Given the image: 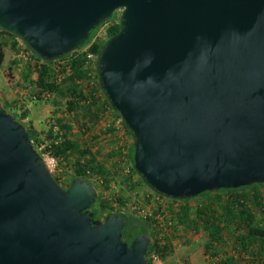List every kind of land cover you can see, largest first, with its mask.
<instances>
[{
	"label": "water",
	"instance_id": "1",
	"mask_svg": "<svg viewBox=\"0 0 264 264\" xmlns=\"http://www.w3.org/2000/svg\"><path fill=\"white\" fill-rule=\"evenodd\" d=\"M115 9L95 71L143 182L173 198L264 182V0H0V30L50 60ZM95 194L60 187L0 106V264H147L148 235L92 218Z\"/></svg>",
	"mask_w": 264,
	"mask_h": 264
},
{
	"label": "trees",
	"instance_id": "2",
	"mask_svg": "<svg viewBox=\"0 0 264 264\" xmlns=\"http://www.w3.org/2000/svg\"><path fill=\"white\" fill-rule=\"evenodd\" d=\"M105 20L107 19L102 20L99 24ZM118 29V20L114 19L104 26L103 36L101 38L91 39L89 31L88 37L82 44L58 56L57 58L50 60H45L40 58L38 55L33 54L32 51L24 44V47L30 51V57L33 60L31 65L27 64V70H32L35 72V78L28 80L32 85V97L40 99L43 98L45 94L51 93L52 91L54 92V90L60 86L64 88L66 91L65 109L71 112L76 111L80 107L82 109L80 113H76V116L80 118L78 120L76 119L75 124L80 133L86 132L90 129V127L87 125L88 121H90L89 123H95L101 118L103 106L96 102V97L94 94L96 91L95 88H97L102 93L103 100L105 101L107 107L119 117L118 112L109 105L106 95L99 87L97 74L95 71V63L92 69V74L96 79V87H93L90 84L89 76L86 73L87 66L84 64L85 51H90L92 53L93 62H95L96 55L101 44L109 36L116 33ZM0 32L14 37V35L9 32L3 30H0ZM84 44H87L85 50L79 52L77 49ZM1 59L2 51L0 50V61ZM63 59H65L63 62H59ZM51 62L54 63V67L49 69L46 64ZM11 115L13 114L11 113ZM13 117L15 120L19 121L15 115H13ZM54 123L57 129L55 131L48 129L44 134L45 139L35 136V133L32 132L30 127L24 126L32 149L37 154H40L41 151H46L56 157H64L65 154L74 152L76 156L73 159V173L70 174V178L67 180L63 188L67 187L68 182L72 177H82L95 189L96 197L94 200H96L99 193L97 186L99 183L100 186L105 185L108 178L106 169L103 168L101 163L97 162V159H95L93 154H90L86 148L80 147L78 142L79 138L76 139L73 137V130H71V127L66 121L61 118H56ZM121 123L125 132L131 136V133L126 129L122 121ZM107 131L111 132L112 129L108 127ZM98 132L103 133V128H98ZM41 144L42 147L39 148V145ZM122 148L123 147H121V149ZM126 152V156L131 162V170L135 172L132 167V141ZM137 175L141 183L147 186L138 173ZM51 176L54 181L59 186H61L57 179L53 177V175ZM92 179L95 180V182ZM97 182L99 183L97 184ZM153 191L156 192L155 190ZM158 194L161 197H167L169 199L178 201V205L169 210L170 215L168 217L171 219L170 224L173 226L178 225L183 230H186V232L189 229H196L204 232L206 239L203 249L207 250L212 247V243H217L221 238V234L223 233V227L226 226H231L230 230L237 231L236 237L240 242L241 248L246 243V241H249L250 243L252 239H257L258 248L260 250L264 249V220H262L261 216H256L255 214L258 213L259 215H264V182L251 183L249 185H243L229 189L219 188L216 190H204L198 193L196 197L206 195V200L201 203H197L193 206V208L189 207V205L186 203V201L192 197L173 198L165 196L161 193ZM207 194H210L211 196ZM115 201L119 202V204H122L123 198L120 195H115L114 197L105 198L100 202L98 201L95 206L89 208V210L92 212V218L100 215V220H102L103 216L109 211L120 213L124 219V224L120 231V238L123 241H126L127 245L138 233L147 234L146 228L152 223V218L145 220L133 218L131 214L124 213L123 211L116 209ZM161 212L163 215H165V212ZM151 231L149 235L147 234L148 243L144 253V258L147 264H150L146 259L148 254L155 253L163 257L171 251L169 242L164 240L161 234L158 235L160 231H158V229ZM124 234H128V237L123 239ZM260 262L261 264H264V260ZM224 264L231 263L224 262Z\"/></svg>",
	"mask_w": 264,
	"mask_h": 264
},
{
	"label": "rangeland",
	"instance_id": "3",
	"mask_svg": "<svg viewBox=\"0 0 264 264\" xmlns=\"http://www.w3.org/2000/svg\"><path fill=\"white\" fill-rule=\"evenodd\" d=\"M119 12L120 9L113 10L109 17L106 18L107 20L90 29L91 39L101 38L104 26L114 19L118 20ZM86 46L87 44H84L77 50L82 52ZM0 50L2 51V59L0 61V105L3 106L1 107L4 111L15 115L23 126L30 127L35 136H39L42 139H45L44 134L48 129L52 131L57 129L54 123L56 118L63 119L73 130V137L79 138L80 147L86 148L97 159V162L101 163L103 168L106 169L108 173L106 184L100 186V183L97 182V184L99 183L97 186L99 193L89 208L105 198L120 195L123 198V203L119 204V202L115 201V208L120 211H126L127 208L123 207L125 206L124 202L131 201V198H133L132 190L136 189L138 195L137 197L134 196V198L138 199H141V195L145 190L151 191V189L141 183L137 173L131 170V162L126 156V150L132 141V136L125 132L120 117L116 116L107 107L102 93L97 88H95L94 94L96 102L103 106L101 118L95 123H89L90 121H88L87 125L90 129L80 133L75 124L76 119L80 118L76 116V113H80L82 109L80 107L74 112L65 109L66 91L64 88L60 86L54 92L45 94L40 99L32 97V85L28 80L35 78V72L27 70V64L31 65L33 60L30 57V51L24 47V43L16 36L13 37L0 32ZM46 65L49 69L54 67L53 62ZM92 69V67L87 66L86 73L89 76L90 84L96 87V79L92 74ZM100 127L103 128V133L98 132ZM108 127L112 129L111 132L107 131ZM121 147L123 148L121 149ZM75 156L74 152L65 154L64 157L54 156V167L49 170V173L57 179L62 188L70 178V174L73 173V159ZM126 168L128 171H125ZM93 181L95 182V180ZM207 195L211 196L210 194ZM205 197L206 195L197 197L195 195L187 200L186 203L193 208L197 203L205 201ZM158 202L159 208L165 212L162 218L171 221L168 217L170 215L169 210L177 206L178 201L159 196ZM255 214L256 216H261L262 220H264V215ZM132 216L138 220L141 219L137 215ZM95 218L100 219L101 216L97 215ZM162 221L166 222L163 219ZM163 227L164 229L158 231H160L163 239L169 242L171 251L163 257L155 253L148 254L146 259L150 264H224V262L231 264H261L260 261L264 260V249L260 250L258 248V240L252 239L250 243L246 241L241 248L240 242L236 237L237 231L230 230L231 226L223 227L224 230L220 240L217 243H212V247L207 250L203 249L206 238L201 230L189 229L186 232L178 225L173 226L172 224H166ZM150 231V227H147L146 232L148 235ZM127 235L124 234L123 239L128 237Z\"/></svg>",
	"mask_w": 264,
	"mask_h": 264
},
{
	"label": "built area",
	"instance_id": "4",
	"mask_svg": "<svg viewBox=\"0 0 264 264\" xmlns=\"http://www.w3.org/2000/svg\"><path fill=\"white\" fill-rule=\"evenodd\" d=\"M84 64L92 68L94 66L93 55L90 51H85L84 53ZM41 145H39V148ZM39 155L43 159L44 165L46 166L48 171L52 170L55 162L54 156L46 151H41ZM125 171H128V169L126 168ZM131 193L133 195L131 201L124 202L125 206L123 207L127 208L126 211L122 210L124 213L137 215L139 218L144 220L148 218H152L153 221L149 226L151 230H156V229L162 230L164 229L163 226H165L166 224H170V220H166L165 218H162L163 217V213L161 212L162 209L159 208V206L157 205V203L159 204L158 198L160 196L158 193L154 192L153 190L151 191L145 190V192H143V194L141 195L142 196L141 199L134 198V196L137 197L138 195L136 189L132 190ZM162 219L166 222H163ZM159 234L160 232L158 233V235Z\"/></svg>",
	"mask_w": 264,
	"mask_h": 264
}]
</instances>
